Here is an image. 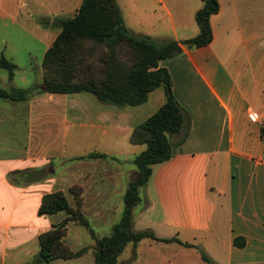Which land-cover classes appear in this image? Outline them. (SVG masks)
<instances>
[{
	"label": "crops",
	"instance_id": "crops-1",
	"mask_svg": "<svg viewBox=\"0 0 264 264\" xmlns=\"http://www.w3.org/2000/svg\"><path fill=\"white\" fill-rule=\"evenodd\" d=\"M82 1L0 0V53L15 65L12 80L0 75V89L41 84L44 54L59 34L54 20L73 17ZM115 1L126 28L127 23L142 27L152 12L161 10L171 38H161L162 28L144 34L127 28L132 34L161 42L185 41L198 34L194 17L201 0ZM218 6L210 17L208 46L184 47L178 57L159 63L169 72L172 92L190 114L191 126L186 141L172 147L170 160L152 166L140 190L142 204L133 212V230H150L158 238L198 246L215 264H264V0H218ZM18 75L28 82L17 84ZM155 91L140 106L103 105L98 111L103 123L120 122L123 131L76 134V147L74 132H64L74 126L64 108L71 99L46 93H34L25 101L0 99V264L34 262L39 236L66 217L64 212L38 216L43 196L63 192L74 207L69 193L73 185L83 189L82 213L95 236L111 234L117 224L113 192L95 187L98 176L113 163V183L122 191L135 178L136 168L127 166L145 146L132 144L130 138L164 105V89L153 97ZM247 109L259 115L258 123L249 120ZM121 137L126 145L118 141ZM82 157L86 171L78 167L81 183L64 182V172L74 174V167L63 165ZM80 227L68 223L64 244L72 252L90 250L80 258L48 264H94V241ZM235 238L244 239L243 248L234 246ZM177 255L182 264H193L189 259L199 253L175 242L145 239L136 248L128 245L117 261L172 264Z\"/></svg>",
	"mask_w": 264,
	"mask_h": 264
},
{
	"label": "trees",
	"instance_id": "trees-1",
	"mask_svg": "<svg viewBox=\"0 0 264 264\" xmlns=\"http://www.w3.org/2000/svg\"><path fill=\"white\" fill-rule=\"evenodd\" d=\"M202 7L195 13L198 34L185 41H157L148 36L132 34L125 26L115 0H83L77 13L70 18L55 19L53 26L59 34L44 54L42 81L39 86L26 89H0V99L25 101L34 93L69 95L89 93L100 103L117 108L144 104L148 94L162 86L166 101L152 116L132 133L130 142L144 145L145 150L133 158L137 174L128 183L123 196L124 209L120 221L111 234L95 236L82 213L83 189L73 185L69 189L74 207L63 192L44 195L38 216L64 212V220L52 230L39 236V253L33 263L48 264L52 260L77 259L90 248L72 252L64 244L66 227L73 222L87 229L94 241V264H119L117 259L128 245L149 239L155 242H175L197 250L206 264H215L198 246L181 243L177 239H161L150 230H133V212L142 204L140 190L148 181L152 166L172 157V147L182 145L189 134L190 114L176 100L172 92L169 72L159 63L182 54L183 48L198 49L212 41L210 17L218 12V0H201ZM48 24V19H42ZM0 69L8 79L14 76L15 65L0 53ZM90 154V158L104 157ZM80 159H83L80 158ZM242 238L234 239V246L243 248ZM32 263V264H33Z\"/></svg>",
	"mask_w": 264,
	"mask_h": 264
},
{
	"label": "rangeland",
	"instance_id": "rangeland-1",
	"mask_svg": "<svg viewBox=\"0 0 264 264\" xmlns=\"http://www.w3.org/2000/svg\"><path fill=\"white\" fill-rule=\"evenodd\" d=\"M124 16H127V11H123ZM195 25V23H194ZM196 27V26H195ZM127 28L133 32H137L138 34H144L143 32L150 31L154 32L156 29L162 28V33H161V38L163 40H167L166 38H171V31H170V25L168 21L163 18V13L161 10H157L152 12V16H149L146 20L143 21V26L142 27H131L129 26V23H127ZM190 34V33H189ZM18 62H23V59H17ZM0 75L3 78H8L6 71L0 70ZM21 76L18 75L16 78V83L17 84H22L28 81H23ZM161 91L163 93V87L160 86L156 89L155 93L153 94V97H156L157 93ZM60 97H64L66 99H71V102L68 103V106L64 107L67 110V117L69 122H74V126L70 127L68 129L64 128V132H74V147H76L78 144H76L75 136L76 134H82L86 133L89 130H110L113 132H118V131H123V127L119 126L120 122L114 123V122H106L103 123V120L101 119V114L98 112L99 110L103 109L102 103H100L93 95L89 93H78V94H69V95H60ZM154 99V98H153ZM79 100V101H78ZM78 101V102H77ZM83 101V102H80ZM91 124L95 128H91ZM84 135V134H83ZM69 140V137L68 139ZM117 140V139H116ZM124 138L121 137L118 139L120 141L121 145H126L124 143ZM80 146V145H79ZM81 147V146H80ZM108 164V163H107ZM109 165V164H108ZM74 167V174L72 173H67L64 172V182H70L72 179L74 180V183H81L82 181V176L83 172H79L78 167L80 168L81 171H86V166L84 163L79 160L71 161L69 163H66L63 165V168H68V167ZM111 166L110 170H100L98 178H100V181L96 183L95 187H100L103 186L113 192L112 194V205L114 207L115 214L113 215V220L118 223L120 221L123 209H124V203H123V194L125 193V189H120L119 186L113 183V174L115 173L113 163L110 164ZM127 167H134L136 168L133 164L132 166H127ZM107 177L110 179V183L107 180ZM104 180V181H102ZM120 192V194H119ZM76 226H74L75 228ZM81 231H84L82 227H80ZM86 233V232H85ZM85 238H88L87 234L84 236ZM170 259V257H169ZM183 259L180 256H176L175 259L172 260V264H182L181 261ZM192 262L195 264H205L202 262L200 256L198 255L197 257H193L191 259ZM167 261V260H166ZM161 262L160 264H168L167 262ZM193 263V264H194Z\"/></svg>",
	"mask_w": 264,
	"mask_h": 264
},
{
	"label": "built area",
	"instance_id": "built-area-1",
	"mask_svg": "<svg viewBox=\"0 0 264 264\" xmlns=\"http://www.w3.org/2000/svg\"><path fill=\"white\" fill-rule=\"evenodd\" d=\"M247 115L249 120L253 123H258L260 121L259 115L250 109H247Z\"/></svg>",
	"mask_w": 264,
	"mask_h": 264
}]
</instances>
